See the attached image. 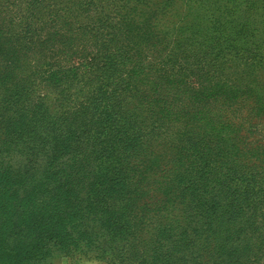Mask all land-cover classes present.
Returning a JSON list of instances; mask_svg holds the SVG:
<instances>
[{
  "label": "trees",
  "instance_id": "1",
  "mask_svg": "<svg viewBox=\"0 0 264 264\" xmlns=\"http://www.w3.org/2000/svg\"><path fill=\"white\" fill-rule=\"evenodd\" d=\"M260 1L0 0V193L35 252L264 264V87L229 63Z\"/></svg>",
  "mask_w": 264,
  "mask_h": 264
},
{
  "label": "rangeland",
  "instance_id": "2",
  "mask_svg": "<svg viewBox=\"0 0 264 264\" xmlns=\"http://www.w3.org/2000/svg\"><path fill=\"white\" fill-rule=\"evenodd\" d=\"M183 3L184 0H176L174 5L175 7L176 5H182L183 7ZM195 6L196 4L193 2L191 7ZM253 7L257 11V15L255 13L251 16L257 22L253 24L255 27L258 26L255 31L256 35L249 43L246 42L247 39L245 38L241 40L239 43L240 48L233 49L231 57H229V63H237V70L240 68L248 69L249 78L255 79L261 87H264V15L262 13L264 11V3L261 0L260 3H256ZM202 9H205V7L200 10L202 11ZM241 20L242 18L238 19V16H235L234 24L239 23ZM243 50L250 55H254L256 60H253L251 64H241V60L238 59L236 54L242 53ZM233 70V68L229 69L232 72ZM261 129L264 132V128L262 127ZM17 195L18 193L14 195L10 191L0 193V215L7 219V222H0V264H119L120 260L115 261L114 259L115 255L119 254H103L97 244L94 243L82 245L80 248L73 244H60L53 241L47 244V251L35 252L31 230H25L21 234L17 231L18 229L13 227L15 218L21 223L20 226L25 225L24 222L26 221H22L21 212L16 213L14 207L10 212L3 211L7 205L13 206L19 203Z\"/></svg>",
  "mask_w": 264,
  "mask_h": 264
}]
</instances>
